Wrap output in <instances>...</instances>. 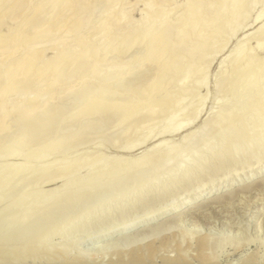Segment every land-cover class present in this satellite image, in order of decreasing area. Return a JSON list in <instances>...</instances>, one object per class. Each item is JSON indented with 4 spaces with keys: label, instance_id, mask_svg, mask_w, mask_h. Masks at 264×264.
<instances>
[{
    "label": "rangeland",
    "instance_id": "1",
    "mask_svg": "<svg viewBox=\"0 0 264 264\" xmlns=\"http://www.w3.org/2000/svg\"><path fill=\"white\" fill-rule=\"evenodd\" d=\"M19 1L20 6L14 9L15 11L7 10L11 4ZM205 1L213 2L214 0ZM243 1L238 0V6L241 7L238 9L237 6V11L235 9L232 12L233 10L227 7L228 9L225 10L228 11L223 10L224 14L216 13L215 20L210 25L212 28H209L210 32L204 35V41L209 42V48L207 56L198 62L199 67L204 69L203 82H200L198 72L191 73L186 80L183 79L187 73L189 60L173 66L165 75L168 61L165 56L157 55L161 46L154 47L153 52L157 55L154 60L147 59L150 46L166 27L180 28L182 26L181 18L183 19L184 16H181L183 15L181 10L184 9L182 6L185 0H0V35H6L13 30V38H19L16 42L12 38L14 41L11 39V42L0 43V63L20 60L16 63V65L19 64L18 70L15 71L16 65H13L15 68L8 70L10 78H18L14 80L9 78V80L17 81L14 83L19 86L10 87L13 82L8 80L9 83L6 82V86L8 84L10 86H7L6 94L10 93V88L11 91L13 89L14 94L4 96L3 92L7 90L5 85V89L2 88L4 90L1 89L2 92H0L2 95L0 96V155L2 153L4 155L3 151H8L6 152L8 154L4 155L7 157L12 150L15 156L14 153L18 150L16 151L17 157L9 156L10 158L5 159L1 157L0 164L2 170L7 169L8 172L11 168L14 172V167L15 169L20 167V171L27 168V172L25 170L21 175L17 174L18 177L27 173L29 178L33 173H37L35 169H41L42 173L38 171L41 174L47 175L48 172L47 180L46 177L44 179L46 181L50 179L47 184L45 180H41L44 176L41 177L40 174L35 175L40 176L38 179L33 176L29 181L27 177L22 176L23 180L17 178L15 179L18 180L17 183L12 182L15 183L14 187L12 184L7 187L9 185L7 182L8 184H5L7 189H4L6 187L0 183L2 185L0 189V237L2 238L0 248L5 250V257L0 261L1 264H67L68 261H73L72 255L82 249L92 247L90 242V244L85 242V239L90 236L150 214L166 209L170 211L179 203H181L180 206L176 208H183L195 199L201 200L202 198H204L203 202H206L191 204L194 206V211L189 212L186 218L180 217L170 222L169 227L167 226L168 231L164 228L166 223L164 221L166 218H164L144 226L160 230L155 238L152 236L145 240V243L130 244L124 249L119 246L121 250H108L110 253L105 254L107 261L104 264H130L134 256L143 260L138 264H164V259L174 260L178 257L177 255H182L185 251L186 260L196 263L194 245L197 239L206 236V238H211L212 245L215 244L212 252L216 254L219 264H235L236 261L251 258L252 261L247 264L257 263V260L260 261L258 264H263L264 234L260 230L264 229V187L257 190L255 185L264 182V116L262 113L264 106L261 108L260 104L264 100V48L256 47V42L261 41L260 29L264 26V0ZM209 7L206 9L208 13L215 11L214 6L211 5L210 9L214 8L210 11ZM83 10L85 13L81 12ZM77 12L81 17L80 25H82L79 33L71 29L73 21L78 17ZM233 14L234 19L237 20L226 28L229 25H224V22L233 21V17H229ZM227 16L229 19L226 18V20ZM8 21H13V23ZM36 22L40 23L41 29L43 26L47 28L49 36L42 45L34 47L33 50L42 52L43 58L48 60L63 48L66 51L65 59L52 73L46 72L40 75L41 77L37 75L36 78L35 71H30L33 75L28 71V76L24 75L28 78L25 79L23 74H19L23 68L22 61H24V49L19 41L22 44V37L28 36L34 32V29L35 31L40 29V26L36 27L38 25ZM200 28L198 27V30L194 28L192 34L198 33ZM193 36L189 38L190 42L197 38ZM237 46H242L239 48H244L247 52L250 51L248 55L251 54L250 56L256 61L251 66L241 65L235 71L233 51L237 49ZM169 48L175 53L182 49L178 43H172ZM92 53L95 55L91 57ZM85 55L89 57L85 58ZM20 62H22L21 66ZM17 71H20L18 75L15 73ZM13 74L16 75L12 77ZM18 76L23 77L24 81ZM21 79V83H18ZM181 79L185 80L182 88L189 89L191 92H186L181 97V101L173 106L174 108L171 107L168 111L159 110L156 105L164 91L170 88L167 93L168 98L171 102L175 100L179 88H171L168 85L175 84L174 82L181 83ZM167 82L168 85H166ZM105 93L107 96L104 95ZM97 98L106 103L103 105L107 109L102 106L105 112L100 106L102 101H98ZM96 100V105L100 106L102 112L99 108V111L96 109ZM245 100L247 102L244 104ZM91 104L96 107L94 109L97 114L88 113L94 110ZM90 105L91 110L89 108V111L86 110L88 114L84 113L85 108ZM245 105L247 107H244ZM232 107L235 111L230 110L233 109ZM242 107H244L243 111ZM236 110L242 112L238 113ZM229 111L238 114L237 116L234 113L227 114ZM257 112L261 116H256ZM170 114L174 117L169 128L173 129L181 125L178 129L163 134ZM230 114L233 115V119ZM219 116H223L226 120L229 119L230 122L227 124L225 120L226 123H223L224 119L221 117L223 121L220 119V124H218L216 119ZM231 127L234 130L233 128L231 130ZM227 130H231L233 137L231 135V137H226L230 133ZM239 130L240 132L242 130L243 137ZM236 132L242 139L244 134L252 138L251 141L249 136L245 137L247 140L250 139L248 143L252 142L251 145L246 143L249 146L248 149L247 145H242L246 151L237 142L241 139L239 135L240 139L236 141L238 138ZM253 135L256 141L262 139L263 145L260 146V143L257 145V142L253 140ZM226 138L227 141L232 139V142H236L234 145L239 146L236 145L233 149L230 148L228 153L225 152ZM15 143L24 144L23 147L22 144L18 145L21 149L20 147L15 149L18 147ZM167 149L169 152L165 157ZM146 152L153 153V155L145 157V160L139 163L140 165L136 164L135 161ZM25 154H27L26 157ZM32 155L33 160L32 158L29 160ZM100 157H103L101 158L103 163L109 165L108 170L113 169L117 162L118 164L122 162V167L124 166L122 169L125 168V170L121 169L122 172L119 173L108 170L104 173V170L102 172L104 175L99 176L98 180L91 182V180L83 179L72 190L61 189L64 192L60 193L59 197H52L56 200H51V203L55 201L52 204L56 205V209L62 207L60 211L50 208L54 207V205L49 206L51 203L44 206L43 204H47L46 201L39 203L40 207L36 210L34 206L40 199L38 197H36L38 200L31 199V204H28L30 203L28 200L32 198L29 196L26 206L35 208L37 212L43 206L45 210L48 209L45 211L42 208L38 212L43 211L40 214L44 218L37 212L31 218L34 210L31 215L28 209V212H25L27 207L24 204L27 201L22 203L24 208L20 206L19 209L25 210L24 212L30 215L31 220L26 219V216L22 218L25 215L24 212L22 214L17 211L16 214L14 205L19 195L23 196L27 193L28 196L32 191H44L61 184L68 185L71 181L85 175V170L82 169L76 175L73 172L75 176L70 177L69 174L66 179H58L60 174L58 175L59 170L56 171L57 167L59 169L60 165H64L63 168H66L65 165L70 163L71 166L73 161L78 162L77 164L84 161L90 165ZM124 161L127 163L125 164ZM29 168L34 172L28 170ZM44 168H47L46 173ZM30 171L33 173L30 174ZM54 171L57 173L55 174ZM1 176L7 179L4 175ZM1 176L0 180H2ZM249 176L255 178L247 181ZM44 181L46 184L43 183ZM29 183L31 186H28ZM33 184L38 185L33 187ZM226 184L234 185L242 192L236 194L235 188H232L208 196L214 188L217 191L223 190L220 187ZM23 185L25 189L21 187ZM252 186H254L253 189ZM29 187L32 188L29 189ZM211 189L212 191L209 192ZM83 193L86 197L89 195L87 200L84 199L85 196H82L84 200L82 199ZM231 193L236 195L230 202L227 196L230 197ZM206 195L207 197H204ZM22 198L25 200L24 197ZM223 198L226 202H223ZM68 201H70L69 204ZM207 201H220L221 203L206 206ZM33 202L35 204H32ZM20 203L18 201L17 204L20 205ZM11 207L15 213L11 211ZM52 209L54 210L51 212L53 215L48 212ZM44 211L53 217L48 218L50 214ZM18 218L23 219L22 221L25 218L31 224L34 220L39 221L38 226H35L37 229L31 232L35 228L28 222L26 226L32 227V229L29 227L31 230L28 229V231L25 226L27 221L21 222ZM250 220L253 222L246 224ZM19 225H24L22 227L31 234L18 233L25 232ZM192 228L200 230L201 233L194 232L197 235L192 233ZM256 230L259 233H256ZM8 232H13V234H8ZM117 238H111L96 245L107 241L114 242ZM237 241L240 244L234 249V243ZM66 259H68L67 262H65ZM133 264L137 263L133 262Z\"/></svg>",
    "mask_w": 264,
    "mask_h": 264
},
{
    "label": "bare ground",
    "instance_id": "2",
    "mask_svg": "<svg viewBox=\"0 0 264 264\" xmlns=\"http://www.w3.org/2000/svg\"><path fill=\"white\" fill-rule=\"evenodd\" d=\"M68 1H73V0H68ZM209 1V0H208ZM239 1H241V0H239ZM243 1V0H242ZM143 2V1H142ZM147 2H149V1H147ZM153 2V1H152ZM244 2V1H243ZM169 3H170V1H169ZM182 3V2H181ZM240 3V2H239ZM143 4V3H142ZM148 5H149V3H147ZM241 4V3H240ZM254 4H255V2H254ZM260 4V3H259ZM211 5L212 6H214L215 7V11L213 12V11H211V12H213V13H208V10H206V9H208L207 7H211ZM239 4H238V0H214L213 2L212 1H210V2H207V1H205V0H185V3H184V5L182 6V7H184V9L183 10H181V12L183 13V15L181 14V16H184L183 17V19L181 18V22H183V24H182V26H180V28L178 27V28H172V27H166V29L163 31V33H161L156 39H155V41H154V44L153 45H151L150 46V48H149V51H148V56H147V59L148 60H154L155 59V57L158 55V56H165V58L167 59V61H168V63H167V65H166V68H165V72H164V74L165 75H167L166 73L169 71V69H171L173 66H178V65H180V64H182L183 62H185V61H187V60H189V64H188V66H187V73H186V76H185V78H183V79H187L188 77H189V75L191 74V73H195V72H198V74L200 75V78H201V81L200 82H203V78H204V69L203 68H201V67H199V65H198V62L200 61V60H203L204 59V57H206L207 56V52H208V46H209V42L207 41V43H206V41H204L205 40V36H206V34H207V32L209 31V28L211 27L212 28V26H210L212 23H213V21L215 20L214 18L216 17V13L218 14V13H221L222 12V14H224L223 12H227L228 10H225V9H228L227 7H230L231 8V11L232 12H234V10L236 9V11H237V6H238ZM251 5V4H250ZM20 6V1L19 2H17L16 4H11V6L10 7H8V11L10 12V11H15L14 9H16L17 7H19ZM155 6V5H154ZM163 7V6H162ZM181 7V6H180ZM181 7V8H182ZM210 7H209V11L212 9L213 10V8H211L210 9ZM239 8L238 9H240V7L241 6H238ZM251 7V6H250ZM250 7H248V8H250ZM150 8V7H149ZM180 8V9H181ZM164 10V9H163ZM166 10V9H165ZM164 10V11H165ZM223 10H225V11H223ZM80 11V10H79ZM184 11V12H183ZM81 12H84V10L83 11H81ZM85 12H86V14H87V11H86V9H85ZM84 12V13H85ZM175 12V11H174ZM239 12V11H238ZM125 13V12H124ZM124 13H122L123 14V16H125L124 15ZM229 13V12H228ZM9 14V13H8ZM11 15H12V12L10 13ZM9 14V15H10ZM77 14H78V12H77ZM80 14H83V13H80ZM86 14H85V16H86ZM121 14V13H120ZM119 14V15H120ZM205 16H204V15ZM230 14H232V13H230ZM229 14V15H230ZM84 15V14H83ZM83 15H81V16H83ZM237 15V14H236ZM239 15V14H238ZM237 15V16H238ZM202 16H204V17H202ZM226 16V15H225ZM32 17V16H31ZM36 17V16H35ZM121 17H122V15H121ZM201 17V18H200ZM229 17H233L232 19H233V21H225L224 23V25H229V26H226V28L227 27H230V25H232V24H234L233 22H235L237 19L235 18L234 19V14H233V16L231 15V16H229ZM229 17L227 16V17H225V19L227 18V19H229ZM80 16H79V14H78V17H76L75 18V20L73 21V24H72V27H71V29L74 31V32H77L78 31V33L79 32H81V28L80 27H82V25H80ZM83 18H84V16H83ZM82 18V20H84ZM10 19H12V18H10ZM221 19V18H220ZM226 19V20H227ZM13 20V19H12ZM231 20V19H230ZM235 20V21H234ZM35 21V20H34ZM33 21V22H34ZM122 21H124V20H122ZM8 22H12L13 23V21H8ZM7 22V23H8ZM133 22V21H132ZM220 22H222L221 20H220ZM9 23V24H10ZM11 23V24H12ZM36 23H38V25L36 26V27H38V26H40V29H38L37 31H35V29H34V32H32L31 34H29L28 36H25L24 38L22 37V41H23V43L21 44V42L19 41V43H20V45H22L23 46V49H24V61H22L23 62V68L20 70L21 71V73H19L20 75L21 74H23V77H25L24 75H27L28 74V71H29V74H32L33 75V73L32 72H30V71H35L37 74H36V78H37V75L38 76H42V74L44 75V73H46V72H53V71H55V69H57L58 67H59V65L62 63V61L65 59V49H59V51L53 56V57H51L50 59H48V60H45L44 58H43V56H42V52H39V51H36V50H33L34 49V47H36V46H39V45H42L47 39H48V36L49 35H47L48 33H47V28H45L43 25V29H41V25H40V23L39 22H36ZM237 23V22H236ZM8 24V25H9ZM10 24V25H11ZM34 24V23H33ZM14 25V24H13ZM27 25V24H26ZM80 25V26H79ZM135 25V24H134ZM199 25V26H198ZM201 25V26H200ZM223 25V24H222ZM32 26V25H31ZM30 26V27H31ZM188 27H190L189 28V30H188ZM198 27L200 28L199 29V32L198 33H193L194 34V36H197V38L195 39V41H189V38L190 37H192L193 36V34H192V32H193V30H194V28H197V30H198ZM225 27V26H224ZM15 28H16V26H15ZM14 27H13V29H15ZM39 28V27H38ZM80 28V29H79ZM126 28V27H125ZM223 28V27H222ZM12 29V28H11ZM32 29V28H31ZM64 29V28H63ZM133 29V28H132ZM59 30V29H58ZM232 30V29H231ZM230 30V31H231ZM261 30V41H257L256 42V47L257 48H264V39H262V37L264 36V26L260 29ZM18 31V30H17ZM132 31V30H131ZM130 31V32H131ZM213 31V30H212ZM219 31V30H218ZM7 32V31H6ZM210 32V31H209ZM20 33V32H19ZM54 33V32H53ZM17 34H18V32H17ZM213 34V33H212ZM15 35V34H14ZM205 35V36H204ZM263 35V36H262ZM17 36H19V35H17ZM193 36V37H194ZM214 36V35H213ZM215 36H217L216 35V33H215ZM214 36V37H215ZM15 37H16V35H15ZM214 37H213V41H214ZM13 30H11V31H9L6 35H0V43H2V42H4V43H6V42H11L13 39L15 40V42L19 39H17V38H13ZM12 39V40H11ZM54 39V38H53ZM13 40V41H14ZM208 40H209V38H208ZM189 41V42H188ZM211 41H212V39H211ZM13 43V42H12ZM172 43H178L179 45H180V47L182 48L181 49V51H179L178 53H175L171 48H169V45H171ZM10 45H11V43H10ZM12 46V45H11ZM155 46H161V48H160V50L158 51V54L156 55V53H154L153 52V49H154V47ZM255 46V45H254ZM7 47H9V46H7ZM239 47H242V46H239ZM238 46H237V49H234L235 51H233V53H235V54H233V55H235V57L234 56H232V57H234L235 58V61H234V64H233V66H234V68H235V71H236V68H238L239 66H241V65H252L253 64V62L254 61H256L255 59H254V57H252V56H250V55H248L249 54V52H247L244 48H239ZM16 48V47H15ZM22 49V50H23ZM251 50V49H250ZM252 51V50H251ZM251 53V52H250ZM95 55V53H92L91 54V57H92V55ZM87 55H89V54H87ZM87 55H85L84 57L85 58H87V57H89V56H87ZM234 60V59H233ZM19 61L20 60H10V61H6L7 63H4L3 62V64H1L0 63V92H2L5 88V86H6V82L9 80V75H10V72L8 71L9 69H11V68H15L14 66L16 65V63H19ZM22 62H20V66H21V63ZM254 64H256V63H254ZM14 65V66H13ZM19 65V64H18ZM18 65H16V68L17 69H15V71L16 70H18ZM233 69V68H232ZM240 69V68H239ZM13 70V69H12ZM11 70V71H12ZM234 70V69H233ZM246 70H247V68H246ZM14 71V70H13ZM13 71L11 72V73H13ZM20 71H17V72H15L16 74L18 73V72H20ZM234 71V72H235ZM27 72V73H26ZM35 72H34V75H35ZM238 72V71H237ZM15 74V75H16ZM251 74V73H250ZM14 74L13 75H11L12 77H14L15 76ZM18 75V74H17ZM28 76V75H27ZM31 76V75H30ZM40 76V77H41ZM257 76H259V74L257 75ZM18 77H21V76H18ZM23 77H21L22 79H23ZM17 78V77H16ZM15 77H14V79H16ZM28 78V77H27ZM26 77H25V79H27ZM12 78H10V80H11ZM14 79H12V80H14ZM18 79V78H17ZM20 79V78H19ZM22 79L20 80V81H18V83H21V81H22ZM38 79H39V77H38ZM9 80V82H16L17 83V81H10ZM184 80V81H185ZM23 81H24V79H23ZM180 81V80H179ZM181 81H182V79H181ZM184 81H182L181 83H177V82H174L175 84H171V85H168V82H167V84L166 85H168V86H170L171 88H174V87H176V88H179V90H178V95H177V97L175 98V100L174 101H172L171 102V100H169V98H168V95H167V93L170 91V88L168 89V90H166V92L164 91V93H163V95H162V97L160 98V100H159V103L156 105L157 106V108L159 109V110H166V111H168L171 107H173L175 104L177 105L178 103H179V101H181V97L182 96H184V94L187 92V93H190L191 91L189 90V89H183L182 88V86H183V84H184ZM9 82H7V83H9ZM11 83L12 85L10 86L9 84V86L10 87H14L13 85H16V83ZM5 85V86H4ZM7 85V86H8ZM18 86H19V84H17ZM16 85V86H17ZM7 86H6V88H7ZM255 88H256V86H254ZM253 87V88H254ZM2 88H4V89H2ZM19 88V87H18ZM1 89H2V91H1ZM16 89V88H15ZM12 91H13V89H12ZM12 91H11V88H10V93H8L10 96L11 95H13L14 93H12ZM17 91V90H16ZM106 91V90H105ZM6 92H8V88H7V90L6 91H4L3 92V95L4 96H9L8 94H6ZM15 92V91H14ZM252 93V92H251ZM1 94V93H0ZM102 94V93H101ZM108 94V93H107ZM255 94H256V92H255ZM104 95H106V93L104 94ZM251 95V94H250ZM0 96H2V95H0ZM3 96V97H4ZM99 96H100V94H99ZM98 96V97H99ZM107 96V95H106ZM253 96V95H252ZM247 97H249V96H247ZM100 98V97H99ZM109 98V97H108ZM97 100H98V98H97ZM97 100H96V102H95V105H96V103H97ZM101 99H99L98 101H100ZM248 100V99H247ZM250 100H251V98H250ZM103 103H102V102ZM100 102V106H101V109H103L102 108V106L103 107H105V105H106V103L103 101V100H101ZM243 101V100H242ZM247 101L245 100L244 101V104L246 103ZM248 102H249V100H248ZM99 103V102H98ZM172 103V104H171ZM264 100L262 101V103H260L261 104V108H263V106H264ZM94 104V103H93ZM93 104H91L92 106H93V109L94 108H96L98 111H99V109H100V106H98V104L96 105V107L93 105ZM103 104H105V105H103ZM241 104V103H240ZM87 106L86 108H85V110H84V113H87L88 111H89V108H90V110H91V107L92 106ZM235 105V104H234ZM237 105V104H236ZM239 105V104H238ZM165 106V107H164ZM241 106V105H240ZM176 107V106H175ZM244 107H247V105H245ZM244 107H242V111H243V109H244ZM258 107H260V106H258ZM99 108V109H98ZM174 108V107H173ZM233 108V107H232ZM96 109H94L93 111L91 110L90 112H88V113H96L97 114V111L95 112V110ZM101 109H100V111H101ZM104 109H107L106 107L104 108ZM102 110L103 112H105L106 110ZM241 109V108H240ZM257 109H259V108H257ZM86 110H88V111H86ZM229 110V109H228ZM230 110H234L235 111V109L233 108V109H230ZM239 110V109H238ZM238 110H236V112H238ZM262 110V109H261ZM101 111V112H102ZM232 111H229L227 114H229V113H234V112H232ZM241 110L239 111L240 113L242 112ZM263 111H264V108H263ZM238 112V113H239ZM260 112V111H259ZM87 113V114H88ZM100 112H98V114H99ZM237 113V114H238ZM263 113V116H264V112H262ZM230 114V115H231ZM235 114V116H237V114L236 113H234ZM256 116L257 115H260V114H258V112L255 114ZM223 116H225V115H223ZM223 116H221L223 119H224V117ZM226 116H228V115H226ZM232 117V119H233V115H231ZM261 116V115H260ZM173 115L172 114H170L169 116H168V118H167V125H165V127H164V130H163V134H168V132L170 131V130H176V129H178L179 127H180V125L181 124H179V125H177V126H175L173 129H170L169 128V124H171L170 122L172 121V119H173ZM221 117L219 116V118L217 117V121L219 122L218 124H220V119H221ZM229 117V119H231L230 118V116H228ZM259 117V116H258ZM226 118V117H225ZM219 119V120H218ZM223 119H221L222 121H223ZM229 119H224V121H223V123L225 122L226 123V121H227V124L230 122V120ZM226 120V121H225ZM217 121H215V122H217ZM222 121H221V123H222ZM25 122V121H24ZM232 123V122H231ZM217 124V123H216ZM25 125V124H24ZM228 126H232V125H228ZM241 127V126H240ZM228 128V127H227ZM232 128L233 127H231L230 129L232 130ZM236 126H235V130H236ZM231 130L229 131V130H227V132L229 133H227L226 132V137H229L231 134H233V133H231ZM233 130H234V128H233ZM237 132H238V129H237ZM237 132H236V135H237V137H238V135L239 134H237ZM241 132H242V130H241ZM241 132H240V130H239V133H240V135H241ZM244 133H246L245 131H243ZM248 133L247 134H249V131H247ZM234 133H235V131H234ZM247 134H244V138L242 139V137H241V139L238 137V138H236L235 136H234V139L236 138V141H237V139H240V140H238L237 142H238V144H240L241 146V148H243V146L244 145H247L246 143H248L249 142V140L251 139V141H252V138L249 136V135H247ZM234 135V134H233ZM233 135H231L232 137H233ZM230 136V137H231ZM247 136H249L250 137V139L249 140H247V139H245V137L247 138ZM263 136V135H262ZM253 137V140H255V138H254V135L252 136ZM258 137H260L261 138V136H257V138ZM231 141H227V138H226V145L224 146L225 147V152H227L228 150H230V148H232L233 149V147H236V145H238V144H236V145H234L235 143L234 142H232V139H230ZM247 140V141H246ZM250 141V143H248V145L250 144L251 145V142ZM258 141H259V139H258ZM258 141H256L255 140V142H257V145H258V143H260L259 145L261 146V145H263L262 143V139L258 142ZM20 142V141H19ZM22 142V141H21ZM254 142V141H253ZM262 142V143H261ZM245 143V144H244ZM21 145L22 144V147H23V144L24 143H15V145L16 146H18V145ZM243 145V146H242ZM246 146L247 147V149H248V147L249 146ZM232 146V147H231ZM239 146V145H238ZM15 147V146H14ZM19 147H20V149H21V146H18V147H15V149H19ZM238 148V147H237ZM240 148V149H241ZM11 149H14V148H11ZM15 149H14V151H15ZM239 149V150H240ZM244 150H245V147L243 148ZM16 151H18V150H16ZM15 151V153H14V155L16 154L17 155V152ZM246 151V150H245ZM3 152H5L4 153V155L5 154H8V153H6V152H8V151H3ZM168 149H167V151L165 152L166 154H164L165 155V157H166V155L168 154ZM241 152H243L242 150H241ZM10 153V152H9ZM150 152H146V153H144L143 155H142V157L140 158V159H137V161H135L136 162V164L138 163V165H140L139 163L140 162H142L143 161V159L145 158V157H149L151 154L153 155V153H151V154H149ZM228 153V152H227ZM244 153V152H243ZM2 155H3V153H2ZM2 155H0V158L2 157V159H5V158H7V157H9V156H13V151L11 150V154H9V156H7V157H5L4 155L2 156ZM15 155V156H16ZM26 155L27 154H25V157H26ZM151 155V156H152ZM15 156H13V157H15ZM18 156H19V152H18ZM169 156V155H168ZM258 156H260V155H258ZM257 156V157H258ZM4 157V158H3ZM12 157V158H13ZM17 157V156H16ZM33 157V155L31 156V157H29V160L31 159ZM36 158H37V156H35ZM34 157V158H35ZM147 157V158H148ZM10 158V157H9ZM23 158V157H22ZM101 158H103V157H100V158H98L95 162L93 161V163L91 162L90 163V165H89V163H87V162H84L83 160V162H80L79 164H77V163H75L74 161V163L72 162V165L70 166V163L69 164H66L65 165V167L66 168H63L64 167V165H60V167H59V169H58V167H57V170L56 171H58L59 170V173H58V175L60 176H56L55 174L57 173V172H55V176L58 178V179H66V177L68 178L69 176V174H70V177H72L73 175H74V173H75V175L77 174V172L78 171H80V170H82V169H84L85 170V175H83V176H80V177H78L77 178V176H76V180H74V181H71V183H69L68 185H59V186H57V187H53V188H50V189H48V190H44V191H32V193H31V195L30 194H28V196H27V193H25L24 191H22V192H24L25 194L22 196V194L21 195H19V198H18V200L16 201V204L18 203V201H19V203H20V201H22L21 203H20V205L19 204H17V206L15 207V205H14V208H15V211H16V214H17V211H18V213L20 212H22V214H24L25 212H28V210L29 211H31L30 212V215H31V213H33V211L32 210H34L35 208H36V210H37V208H39L40 206L38 205L39 203L40 204H42L43 202L45 203V201H46V203L47 204H43L44 206L45 205H48L49 203H51V200H56V199H53L52 197H54L55 196V198L58 196H60V193H62V192H64V191H61V189H65V190H72V189H74L75 187H77V185H78V183H80V182H82L83 181V179H85V180H91V182H93V181H95V180H98L99 179V176H103L104 174L102 173L104 170V173L105 172H113V173H119L120 171H121V169L124 167H122V162L121 163H119L118 164V162L116 163V165H114L113 166V169L111 168V170H108V168H109V165L107 164V163H103L102 162V159ZM24 160V159H23ZM28 160V161H29ZM31 160H33V158L31 159ZM35 160V159H34ZM145 160V159H144ZM121 161V160H120ZM126 161V160H125ZM124 161V163L126 164L127 162H125ZM17 162V161H16ZM23 162V161H22ZM24 162H26L25 160H24ZM19 163V162H18ZM14 164V163H13ZM22 164V163H21ZM20 164V165H21ZM25 163H23L22 165H24ZM131 164V163H130ZM132 164H134V163H132ZM7 165H8V163H7ZM15 165V164H14ZM13 165V166H14ZM69 165V167H67ZM11 165H9V168H11L10 167ZM12 166V167H13ZM16 166H17V164H16ZM27 166V165H26ZM63 169H62V168ZM126 167V166H125ZM127 167H128V165H127ZM0 168H1V170H0V174L1 175H4L5 176V171L7 170L6 169V167H4V169H6V170H2V166H1V164H0ZM14 169V172H13V170H12V168L9 170V172L11 173V170H12V173L11 174H9V172L8 171H6V176L5 177H7V179H3V176H1V179L3 180H0V181H2V182H0L4 187H6V183L8 182L9 183V185H7V187L8 186H10V184H12V186L14 187V184L15 183H17V181L15 180V179H17V178H21L22 176H24V177H27V173H24V175H22V176H20V177H18L19 175H17V174H20L21 175V173L22 172H24L25 170V172H27V168H24L25 170H23V171H20L21 169H20V167H18V168H16L15 169V167L13 168ZM33 169V168H32ZM47 168H44V171L46 170ZM28 170H31V168H29ZM106 170H108V171H106ZM113 170V171H112ZM122 170H125V168L124 169H122ZM31 171H33L34 172V170H31ZM30 171V174L31 173H33V172H31ZM35 171L37 172V173H33L31 176H29L30 174H28V176H29V178L27 179L28 181L29 180H31L32 178H33V176H34V178H36L37 176H35V175H38V174H40V176L42 177V176H44V177H42V181L43 180H45L44 178L46 177V180H47V175H48V172L47 171H45V173L47 174V175H44V174H41L42 173V171L43 170H41V169H35ZM38 171H40V172H38ZM48 171H49V169H48ZM4 172V173H3ZM74 172V173H73ZM122 172V171H121ZM29 173V172H28ZM51 173H53L52 171H51ZM102 174V175H101ZM251 174V173H250ZM256 174V173H255ZM254 174V175H255ZM262 174V173H261ZM8 175V176H7ZM16 175V176H15ZM72 175V176H71ZM74 175V176H75ZM40 176H38V177H40ZM55 176H53V178L55 177ZM11 177H13V178H11ZM15 177V178H14ZM38 177H37V179H38ZM51 177H52V175H51ZM31 178V179H30ZM52 178V179H53ZM101 178H103V177H101ZM255 178V177H254ZM253 177H251V176H249V177H247V181H251V180H253L254 179ZM22 179V178H21ZM20 179V180H21ZM36 179V180H37ZM56 179V178H55ZM54 179V180H55ZM246 179V178H245ZM4 180H6V181H4ZM10 182H9V181ZM23 180V179H22ZM26 180V179H25ZM26 180V181H27ZM40 180V182H41V185H42V181ZM45 180V181H46ZM50 179H48V181H49ZM45 181L43 182V183H45ZM48 181H46L47 182V184H48ZM51 181H53V180H51ZM4 182V183H3ZM12 182H15L14 184L12 183ZM33 182V181H32ZM31 182V183H32ZM39 181H37V183H38ZM39 182V183H40ZM7 183V184H8ZM34 183V182H33ZM36 183V182H35ZM258 183V182H257ZM0 184V185H1ZM26 184H28V183H26ZM25 184V185H26ZM30 184V183H29ZM46 184V183H45ZM44 184V185H45ZM2 185L0 186V189L2 188ZM25 185H23V186H21L22 188L24 187V189L27 187V185H26V187H25ZM38 184H36V186H37ZM41 185H40V188H41ZM28 186H31V184L30 185H28ZM35 185L33 184V187H34ZM35 186V187H36ZM88 186V185H87ZM222 186V185H221ZM256 187H255V189H261V188H263L264 187V182H259L257 185H255ZM7 187L6 188H4V189H7ZM39 187V186H38ZM37 187V188H38ZM42 187H43V185H42ZM90 187V186H89ZM253 187L254 186H252L251 188L253 189ZM28 188V187H27ZM32 187H29V189H31ZM220 188H223V190H218L217 191V189H213V191H212V189L211 190H209V192L210 191H212L208 196H213V195H215V194H219V193H221V192H223L224 190H228V189H232V188H235V186L234 185H231V184H226V185H223L222 187H220ZM250 188V189H251ZM4 189H3V191H4ZM29 189H26V190H29ZM250 189L248 190V191H250ZM23 190V189H22ZM240 190V188H235V193L236 194H239V193H241L242 191H239ZM248 191H246L247 193H249ZM252 191V190H251ZM31 192V191H30ZM29 192V193H30ZM59 193V195H57ZM86 194V193H85ZM88 194V193H87ZM232 194V193H231ZM234 194V193H233ZM230 195V197H228L227 196V198H229L228 200L230 201H232V199L235 197V195ZM207 195L206 196H204V197H207ZM24 197L25 198V200L22 198V197ZM29 196H32V198L30 197V200H28L29 198ZM35 196V197H34ZM84 197L85 195H84V193H83V195H81V197ZM36 197H38V199H40L38 202H36L37 203V205L33 202L32 204H35V208H30V207H28V206H26V204L28 203V201L30 202H32V200L31 199H33V201L36 199ZM83 197H82V199H83ZM86 197V196H85ZM88 197H89V195H88ZM88 197H86V198H84L85 200H87V198ZM225 197V196H224ZM27 198V199H26ZM50 198H52V199H50ZM198 198V197H197ZM20 199V200H19ZM38 199H36V200H38ZM83 199V200H84ZM255 199V198H254ZM24 200V201H23ZM28 200V201H27ZM47 200H49L50 202H48ZM203 200H204V198H202L201 200L200 199H195L193 202H190L189 204H186L183 208H176V207H178V206H180V204L181 203H179V204H177L176 206H174V207H172V209L169 211V210H163V211H161V212H159V213H155V214H150V215H147V216H145L144 218H141V219H138V220H132V221H129V222H127V223H125V224H123L122 226H119V227H116V228H113V229H109V230H107V231H105V232H101V233H98V234H96V235H94V236H90V237H88L87 239H85V242L86 243H89L92 247L90 248V249H82V250H80V251H78L76 254H74V255H72V258H73V261H68V263L67 264H104V262L105 261H107V259H105L106 258V253L108 252V250L109 251H111V250H113V251H117V249H120L121 250V248H119V246H121L122 247V249H124V248H126V246H128L129 247V245L130 244H137L138 242L140 243H143L145 240H148V239H150V237H152L153 236V238H155V236L156 235H158L159 234V232H160V230L159 231H157L158 229H155V228H152V227H147V228H145L144 226H147V225H149V224H151V223H153V222H156V221H158V220H162V219H164V218H166L164 221L166 222L165 223V225H164V228L168 231V228H167V226L169 227V225L168 224H170V222H173L175 219H180V217H185L186 218V216L188 215V213L189 212H192V211H194L193 210V208H194V206H192L191 204H193V203H197V202H202V203H204V202H206V201H204L203 202ZM225 199L223 198V202H226V200L224 201ZM260 200V199H259ZM25 201H27L26 203H25ZM221 201V200H220ZM220 201H210V202H208L207 201V204H206V206H211V205H215V204H218L217 202H220ZM230 201V202H231ZM25 204H24V203ZM31 202L30 203H28V204H31ZM42 202V203H41ZM57 202V201H56ZM67 202V201H66ZM222 202V201H221ZM220 202V203H221ZM228 202V201H227ZM25 205V207H27L25 210H23V211H21L22 209H19V207L21 206V208L23 207L24 208V206H23V204ZM52 203H55V201H52ZM49 204V206H51V205H54V204ZM70 203V201H68V204ZM219 203V204H220ZM22 204V205H21ZM60 204H61V202H60ZM72 204V203H71ZM86 204V203H85ZM61 205H63V204H61ZM60 205V206H61ZM32 207H33V205H31ZM38 206V207H37ZM43 206V207H44ZM55 206L56 205H54V207H50V208H54L55 210H58V209H56L55 208ZM58 206V205H57ZM63 206H65V204L63 205ZM66 206H67V204H66ZM42 207V206H41ZM42 207V208H43ZM30 208V209H29ZM42 208L41 209H38V212H39V210H42ZM61 209H62V207H60ZM65 208H67V207H65ZM13 209V207H11V211L12 212H14L15 213V211H14V209ZM16 209H18V210H16ZM28 209V210H27ZM44 209V208H43ZM47 209V208H46ZM61 209H59L58 211H60ZM45 210V209H44ZM48 210V209H47ZM47 210H45V211H47ZM51 210V209H50ZM73 210V209H72ZM196 210V209H195ZM25 211V212H24ZM44 211V213H46ZM54 210L52 209V211H48V212H53ZM63 211H67L66 209L64 210L63 209ZM167 211H169V212H167ZM182 211V212H181ZM24 212V213H23ZM35 212H37V211H35L34 210V213L30 216L29 214H27V213H25V215L24 216H22V218L23 217H25L26 216V219L27 218H29L30 219V217L32 218V216L34 215L35 216ZM37 212V213H38ZM41 212H43V211H40V213ZM47 212V213H48ZM67 212H69V211H67ZM72 212V211H71ZM167 212V213H166ZM179 212H181V213H179ZM10 213V212H9ZM36 213V214H37ZM40 213H38L40 216L42 215V214H40ZM46 213V214H47ZM50 213H48V215L50 214ZM59 213H61V212H59ZM58 213V214H59ZM64 213V212H63ZM70 213V212H69ZM68 213V214H69ZM28 216H27V215ZM37 214V215H38ZM52 214V213H51ZM50 214V216L48 217V218H50L52 215ZM72 214V213H71ZM70 214V215H71ZM176 214V215H175ZM21 215V214H20ZM63 215V214H62ZM30 216V217H29ZM43 216V215H42ZM47 216V215H46ZM54 216H55V214H54ZM17 217V216H16ZM20 217V216H19ZM38 217V216H37ZM53 217V216H52ZM63 217H64V215H63ZM21 218V217H20ZM20 218H18V220L20 219ZM41 218V217H40ZM43 218H44V216H43ZM47 218V217H46ZM47 218V219H48ZM56 218V217H55ZM65 218V217H64ZM25 218H24V221L26 220ZM38 219V218H37ZM254 219V218H253ZM23 220V219H22ZM22 220H19V221H21V222H24V221H22ZM31 220V219H30ZM17 221V220H16ZM27 221V223H25V226L28 224V222H29V220H26ZM25 221V222H26ZM163 221V222H164ZM251 222H253V220H250L249 222L247 221V223L246 224H249V223H251ZM16 223V222H15ZM30 223V222H29ZM33 223V222H32ZM37 223V224H36ZM38 223H39V221L38 222H35V220H34V223L33 224H36V225H33V224H29V225H32V227L33 228H35V229H32V227L31 226H29V227H31V229L28 227V226H26L25 228L28 230V229H30L31 230V232L33 231L34 232V230H36L37 228V226H38ZM192 223H194V221L192 222ZM17 224H18V222H17ZM167 224V225H166ZM20 227H22V226H24V225H19ZM36 226V227H35ZM264 226V225H263ZM114 227V226H113ZM163 227V226H162ZM23 228V229H22ZM22 228H20V229H22V230H25V232H23V231H20V232H18V233H21L22 232V234H28V233H30V232H28L26 229H24V227H22ZM176 228V227H175ZM174 228V229H175ZM179 228V227H178ZM258 228V227H257ZM264 228V227H263ZM17 229V228H16ZM18 230V229H17ZM16 230V231H17ZM185 230H186V228H185ZM19 231V230H18ZM164 231V230H163ZM132 232V233H131ZM192 233H194V232H196L197 234H198V232H200V230H197L196 228H192V231H191ZM245 232V231H244ZM256 233L258 232L259 233V231L258 230H256L255 231ZM260 232L262 233V234H264V229L263 230H260ZM17 233V235H21V234H18ZM129 235H128V234ZM196 233H194V234H196ZM201 233V232H200ZM8 234H13V232H11V233H9L8 232ZM14 234L16 235V233L14 232ZM31 234V233H30ZM162 234V233H161ZM189 234V233H188ZM196 234V235H197ZM171 235V234H170ZM14 235H12V237H13ZM24 236H26V235H24ZM173 236V235H172ZM21 237H23V236H21ZM21 237H19V239H21L22 240V238ZM27 237V236H26ZM26 237H24V239H26ZM87 237V236H86ZM118 237V238H117ZM194 236H192V238H193ZM196 237V236H195ZM207 237V236H206ZM206 237H202V238H200V239H197V241H196V245H194L195 246V248H196V254H195V260H197L196 261V263H193V262H188L187 260H186V251L185 252H183V254L182 255H177L178 257L176 258V259H174V260H166V259H164L165 261V263L164 262H162V263H164V264H219V262L217 261V256H216V254L214 253V252H212V248L214 247V245H212V241H211V238H206ZM234 237V236H233ZM245 237V236H244ZM111 238H117L114 242H106V243H103V244H101V245H96V244H98V243H101V242H104V241H106V240H109V239H111ZM152 238V239H153ZM183 238V237H182ZM181 238V239H182ZM190 238V237H189ZM259 238V237H258ZM234 239V238H233ZM2 240V238L0 237V241ZM13 241H14V239H12ZM20 240V241H21ZM236 240H238V239H236ZM264 240V239H263ZM17 241H18V238H17ZM23 241V240H22ZM26 241V240H25ZM31 241V240H30ZM29 241V242H30ZM148 242V241H147ZM194 242H195V240H194ZM245 242V241H244ZM264 242V241H263ZM1 243V242H0ZM4 243V242H3ZM3 243H2V247H4L3 246ZM8 243H10V242H8ZM17 243V242H16ZM20 243V242H19ZM24 243V242H23ZM145 243V242H144ZM191 243V242H190ZM214 243V242H213ZM232 243V242H231ZM242 243V242H241ZM6 244H7V242H6ZM11 244H12V242H11ZM21 244V243H20ZM36 244V243H35ZM239 244H240V242L239 241H237V242H235L234 243V249H236V248H238V246H239ZM5 245V244H4ZM29 245V244H28ZM30 245H31V243H30ZM94 245H96V246H94ZM227 246V245H226ZM1 247V246H0ZM4 249H6V248H4ZM8 250V249H7ZM119 250V251H120ZM10 251V250H9ZM180 251V250H179ZM21 252V251H20ZM146 252V251H145ZM181 252V251H180ZM108 253H110V252H108ZM112 253V252H111ZM182 253V252H181ZM140 254V253H139ZM146 254V253H145ZM178 254V253H177ZM5 255V250H2V248H0V261L3 259L4 260V258L3 257H5L4 256ZM118 255H119V253H118ZM118 255H116V256H118ZM143 255V254H142ZM159 255V254H158ZM132 256V255H131ZM146 256H147V254H146ZM149 257V256H148ZM219 257V256H218ZM252 257V256H251ZM54 258V257H53ZM56 258V257H55ZM115 258V257H114ZM114 258H112V259H114ZM120 258V257H119ZM119 258H117V260L119 259ZM144 258V257H143ZM250 258V257H249ZM116 259V258H115ZM124 259V258H123ZM130 259V258H129ZM252 259V258H251ZM251 259H245V260H241L240 262H237L236 261V263L235 264H247V263H249V261H252ZM6 260H8V259H6ZM51 260V259H50ZM67 260L68 259H66V261L65 262H67ZM126 260V259H125ZM124 260V261H125ZM132 261V263H130V264H133V262L134 263H137L138 264V262H140V261H143L142 259H140V257H132V259H131ZM163 260V259H162ZM254 260V259H253ZM59 261V260H58ZM114 261V263H115V260H113ZM127 261V260H126ZM125 261V262H126ZM263 261V260H262ZM7 262V261H6ZM60 262V261H59ZM255 262V261H254ZM253 262V263H254ZM258 262H260V261H258L257 260V263H254V264H258ZM2 263H3V261H2ZM123 263V262H122ZM225 263V262H224ZM263 264H264V261L262 262ZM0 264H1V262H0ZM61 264V263H60ZM116 264V263H115ZM120 264V263H119ZM129 264V263H128Z\"/></svg>",
    "mask_w": 264,
    "mask_h": 264
}]
</instances>
